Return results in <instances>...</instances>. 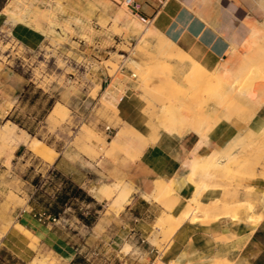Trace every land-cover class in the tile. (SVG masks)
<instances>
[{"label":"rangeland","instance_id":"374dc122","mask_svg":"<svg viewBox=\"0 0 264 264\" xmlns=\"http://www.w3.org/2000/svg\"><path fill=\"white\" fill-rule=\"evenodd\" d=\"M1 4L5 11L0 18V132L10 130L13 136L0 133V199L13 204L12 216L22 210L39 216L54 204L64 180L89 176L87 191L99 200L71 199L58 209L63 229L82 231L76 243L93 248L86 256L95 264H179L167 262L164 253L197 188L203 203L217 200L220 206L213 214L198 213L197 219L185 220L211 223L233 215L238 221L260 220L264 190L252 182L264 178V120L252 124L223 151L209 155L214 162L224 161L210 168L209 177L205 170H193L196 190L181 212L175 190L164 196L155 191L160 205L145 202L129 172L148 142L158 141L163 133L194 132L205 138L221 120L251 121L264 110V25H252L225 59L207 69L178 46L179 51L171 52L166 42L171 39L151 22H143L124 0H0ZM18 22L43 31L44 43L29 47L12 30ZM169 80L182 85L179 92L156 87ZM176 94L177 102L163 105ZM121 130L125 140L115 147ZM35 141L50 147L47 155L33 150ZM58 155L62 160L53 164ZM69 161H79L90 171ZM170 185L174 189V182ZM104 186L115 190L98 197ZM120 189L129 192L123 204ZM215 190L222 195L203 199ZM147 199L151 201L150 196ZM79 214L96 221L82 223ZM169 214L176 217L172 220ZM14 224L37 249L38 239L16 218L1 228L0 242ZM30 264H56V259L37 253Z\"/></svg>","mask_w":264,"mask_h":264},{"label":"crops","instance_id":"0c3cea01","mask_svg":"<svg viewBox=\"0 0 264 264\" xmlns=\"http://www.w3.org/2000/svg\"><path fill=\"white\" fill-rule=\"evenodd\" d=\"M136 1L139 4V15L149 17L157 30L207 69H213L225 59L252 25H264V0ZM3 9L0 10V18L3 16ZM12 30L29 47H39L45 41L43 31L26 23L18 22ZM263 120L262 109L251 121L237 117L219 121L205 138L194 132L183 136L163 133L158 141L148 142L129 172L130 181L136 191L144 192L140 196L145 202L159 205V201L154 199L156 182H174L175 197H179L180 202L176 208L181 212L184 201L196 190L195 184L187 180L191 171L190 158L223 151L238 136L249 130L252 124ZM61 158L60 155L54 157L53 164H58ZM85 160L87 164H91L90 160ZM69 162L90 171L89 167L80 165L79 161ZM72 181L95 200H99L87 191L86 186L92 181L89 176L85 180L72 177ZM252 186L264 190V178L253 180ZM221 195V192L215 190L207 192L203 199L208 201ZM148 196L151 201H148ZM12 215L13 204L4 203L0 199V230L16 218L26 233L38 239V245L37 249L32 247L31 239L14 224L1 239L0 264H30L37 253L52 255L56 264H95L86 256L93 253V248L89 250L90 248L76 243L82 231L63 229L66 226L61 222L60 216L56 222H41L36 212L22 210L16 217ZM259 217L257 223L250 220L238 221L228 216H221L211 223L185 220L175 231L164 258L169 263L176 261L179 264H264V211ZM77 219L82 221L79 217ZM139 219L136 216V220ZM149 231L152 229L148 233ZM136 234L135 229L133 235ZM74 239L76 241L72 243ZM131 248L132 253L137 252L136 247ZM121 253L122 248L118 251V254Z\"/></svg>","mask_w":264,"mask_h":264},{"label":"bare ground","instance_id":"6f19581e","mask_svg":"<svg viewBox=\"0 0 264 264\" xmlns=\"http://www.w3.org/2000/svg\"><path fill=\"white\" fill-rule=\"evenodd\" d=\"M47 1V0H46ZM4 11H5V8L3 9ZM7 11H10V12H12L11 11V9H6ZM8 13V12H7ZM5 15V14H4ZM124 17H125V15H124ZM17 20L19 19V18H16ZM126 19V21H128V18H125ZM130 19V18H129ZM53 28V27H52ZM147 30V29H146ZM57 32V31H56ZM143 34H145V32H143ZM166 42H168V44H167V46L169 47V49L171 48V52L173 51V50H176V49H178V48H176L177 47V45L173 42V41H171V40H166ZM178 51H179V49H178ZM183 51V50H182ZM173 52H175V51H173ZM177 53V52H176ZM185 54V53H184ZM241 64V63H240ZM161 67V66H160ZM191 73V72H190ZM211 73V72H210ZM149 75L152 77V75H154V73H153V71H151L150 70V72H149ZM213 75V74H212ZM217 75V77H218V73L216 72L215 73V76ZM189 76V77H188ZM192 76V75H191ZM179 77V76H178ZM184 77V76H183ZM187 78H190V75H187L186 76ZM157 86L156 87H159L160 89L161 88H163V87H165V86H167V87H169V88H172V89H174L175 91L177 90H179V87L180 86H182V85H180V84H178V82H176V81H170L169 80V82H162V81H160V82H158V84H156ZM155 87V88H156ZM235 87V86H234ZM158 88V89H159ZM183 88V87H182ZM206 90H207V87L205 88ZM234 90V89H233ZM235 91H236V88H235ZM179 92V91H178ZM181 92H182V90H181ZM229 94H230V92H228ZM233 95H235L234 93H232ZM232 94H230V95H232ZM178 95H179V93H178ZM178 99H180V98H178V96H177V94L176 95H173V96H170V97H168L167 98V100L163 103V105L165 104V105H168V104H173V103H175V102H177L178 101ZM116 109V108H115ZM171 119V118H170ZM15 126H16V124H14ZM1 133V136L3 135V136H7V137H11V136H13L11 133V131L10 130H5L4 132H0ZM1 138V137H0ZM5 138V137H4ZM6 139V138H5ZM5 139L3 140V142L5 141ZM129 139H130V137H129ZM132 139V138H131ZM125 140V134H124V131H119V133L116 135V137H115V147H119V146H121V144H122V142ZM7 142V141H6ZM32 148H33V150H35L36 152H38V154H40V155H47L48 154V151H49V146L48 145H46L45 143H43V142H40V141H35L34 143H32ZM139 151V150H138ZM209 156V155H208ZM208 156H205V157H196L195 156V158L193 159V160H191L190 159V161H191V163H190V167H191V171H190V173H189V175H188V177H187V180L189 181V182H193V180H194V177H195V174H194V172H193V170L194 169H202V170H205V174H207V176L208 175H211V170H210V168H214V167H218V166H222L224 163V161L222 162L221 160L220 161H218V162H214L212 159H214V158H212V157H208ZM225 156H227V155H225ZM219 158V157H218ZM227 158V157H226ZM225 158V159H226ZM217 160H219V159H217ZM213 173V172H212ZM209 177V176H208ZM211 177V176H210ZM105 187V186H104ZM119 187V186H118ZM199 187V186H198ZM107 187H105V188H103V192L102 191H100V192H98V197H102V194H103V196H106V195H108V196H110L113 192H114V190L112 189V188H107ZM121 188V187H120ZM101 189H102V187H101ZM119 189V188H118ZM171 190H174L173 189V185H170V183H166V184H162V183H158L157 185H156V193H157V195H159V196H164L166 193H168L169 191H171ZM202 192V190H201V188H197V191L194 193V195L189 199V202H188V204L186 205V208H185V210L182 212V215L180 216V220L178 221L179 222V224L177 225V226H175L173 229H172V231H171V234H173L175 231H176V229L181 225V223L185 220V218H188V217H196V219H197V215H198V213L200 214V213H202V214H204V215H210V214H213V212L214 211H216V210H218V207L220 206L219 204H217L218 202H217V200H215V201H211L210 203H203L201 200H200V193ZM128 195H129V192H126V191H124V189H120V194H119V197H120V199H121V203L123 204V203H125V201L127 200V198H128ZM171 198V197H170ZM179 198V197H178ZM173 200V199H172ZM182 200H183V198H182ZM175 201V200H174ZM180 201H181V199H180ZM166 202V201H165ZM185 202V201H184ZM187 202V201H186ZM180 203V202H179ZM222 203V202H221ZM220 203V204H221ZM174 204H176V203H173L172 205H174ZM225 204H227V203H225ZM224 204V205H225ZM179 205V204H178ZM232 205V204H231ZM240 205H243V204H240ZM223 207H225V206H223ZM239 207V206H238ZM242 207V206H241ZM232 208V207H231ZM180 210V209H179ZM249 210V209H248ZM221 211H224V210H221ZM232 211V210H231ZM224 213H226V212H224ZM222 214V213H221ZM228 214H230V213H228ZM218 215V214H217ZM171 219L172 218H175L176 216H174L173 214H169L168 215ZM232 216V215H231ZM167 217V216H166ZM166 217H165V220H166ZM203 217V216H202ZM220 217V216H219ZM251 217V216H250ZM235 218H236V216H235ZM213 219V218H212ZM218 219V218H217ZM233 219H234V215H233ZM173 220V219H172ZM194 220V219H193ZM161 221H163V220H161ZM161 221L160 222H158L159 224L161 223ZM202 221V220H201ZM167 222V221H166ZM157 223V224H158ZM203 223V222H202ZM255 223H257V222H255ZM162 224V223H161ZM171 228V227H170ZM179 229V228H178ZM170 231V230H169Z\"/></svg>","mask_w":264,"mask_h":264},{"label":"trees","instance_id":"16d2710c","mask_svg":"<svg viewBox=\"0 0 264 264\" xmlns=\"http://www.w3.org/2000/svg\"><path fill=\"white\" fill-rule=\"evenodd\" d=\"M3 8V4L0 5V10ZM64 187L58 193L57 198L54 201V204L51 205V208H47L44 212H48L55 217H59L61 210L58 208L60 205H69L71 199L76 200H85L87 202H95L96 200L91 197L85 190L80 188L71 180H64ZM78 217L87 225L93 224L96 221V218L93 216H85L79 214Z\"/></svg>","mask_w":264,"mask_h":264},{"label":"built area","instance_id":"2783aa9c","mask_svg":"<svg viewBox=\"0 0 264 264\" xmlns=\"http://www.w3.org/2000/svg\"><path fill=\"white\" fill-rule=\"evenodd\" d=\"M124 3L132 10V11H139V4L136 0H124ZM139 15V14H138ZM141 20L145 23H150L151 19L149 17H146L144 15H139ZM39 221L45 222L46 219H49L50 221H57L58 217L53 216L52 214L48 212H43L42 214H39L38 216Z\"/></svg>","mask_w":264,"mask_h":264}]
</instances>
